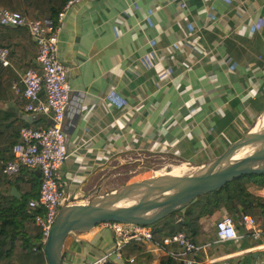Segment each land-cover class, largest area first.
Listing matches in <instances>:
<instances>
[{"label":"crops","instance_id":"1","mask_svg":"<svg viewBox=\"0 0 264 264\" xmlns=\"http://www.w3.org/2000/svg\"><path fill=\"white\" fill-rule=\"evenodd\" d=\"M59 57L72 87L64 125L71 156L59 178L71 196H102L117 189L102 193L134 155H171L200 165L256 125L264 112V0H83L66 12ZM20 61L18 54L12 58L14 85L24 71ZM18 112L27 124L24 109ZM36 121L51 123L43 115ZM250 189L264 196V189ZM226 215L222 209L202 217L200 234L214 236ZM240 220L238 239L202 244L200 264L264 262L261 219L259 237ZM114 241L105 224L71 233L63 263H89ZM139 243L151 256L148 263L133 255L134 262L124 256L118 264H170L162 262L169 255L179 260L175 245Z\"/></svg>","mask_w":264,"mask_h":264},{"label":"built area","instance_id":"2","mask_svg":"<svg viewBox=\"0 0 264 264\" xmlns=\"http://www.w3.org/2000/svg\"><path fill=\"white\" fill-rule=\"evenodd\" d=\"M81 1L83 0H68L59 12L57 22L52 19H31L21 12L0 8V24L11 28H26L36 48L34 64L38 69L35 67L25 69L20 74V81L14 85L15 91L26 100L24 111L29 116V122L20 130L21 141L14 145L13 158L5 165L4 173L12 177L22 169L40 168L39 196L30 201V207L40 209L36 222L43 232V245L47 242L62 207L73 205L79 199L77 194L71 196L68 193L64 182L59 178L62 165L71 156L64 125L72 102L70 69L59 57V34L66 12ZM0 61L6 66H12L8 48L0 47ZM37 115L50 118L51 123L41 127L29 125ZM240 223L251 229L253 236H260L258 223L250 214L244 213ZM102 224L112 230L115 239L114 246L86 264L124 262L123 250L128 243L154 240V230L150 228V225L125 224L116 221ZM216 227V239L219 242L240 237L231 215L219 219ZM162 244L179 247L181 254L177 255V258L184 264H200L198 254L203 246L188 237L184 231L166 236ZM129 261L132 263L135 259L130 258ZM210 264L218 263L214 261ZM221 264L231 263L225 261Z\"/></svg>","mask_w":264,"mask_h":264},{"label":"trees","instance_id":"3","mask_svg":"<svg viewBox=\"0 0 264 264\" xmlns=\"http://www.w3.org/2000/svg\"><path fill=\"white\" fill-rule=\"evenodd\" d=\"M67 1L0 0V8L21 12L31 19H52L57 22L59 12ZM29 41L30 35L26 28H11L0 24V47L8 48L11 58L18 54L24 70L31 67L38 69L29 60L33 50ZM15 80H18V74L14 67L6 66L0 61V103L14 101L16 104V108H0V264H47L42 242L43 232L36 222L40 209L30 207V201L39 196L41 177L30 169H22L12 177L4 173L5 165L13 158L14 145L21 141V128L28 125L19 117L18 111L24 109L26 100L15 91ZM29 125L41 127L49 124L36 121ZM250 186L264 189V174L236 178L222 188L198 197L183 210L171 214L175 219L167 226L158 227L156 223L153 229L154 241L162 244L166 236L179 231H184L200 245L213 241L217 238L216 225L215 235L207 237L200 234V220L202 217L213 216L222 209L234 221L241 219L244 213L255 219L260 218L264 234V196L253 193ZM13 187L21 193V198L10 194ZM123 253L125 258L136 255L137 259L144 258L147 263L151 259L139 241L128 243ZM166 259L170 264H184L182 260L170 255L164 257L162 262L165 263Z\"/></svg>","mask_w":264,"mask_h":264},{"label":"water","instance_id":"4","mask_svg":"<svg viewBox=\"0 0 264 264\" xmlns=\"http://www.w3.org/2000/svg\"><path fill=\"white\" fill-rule=\"evenodd\" d=\"M252 141L260 144L255 151L232 163L226 161V157L236 147ZM189 168L181 175L168 171L160 176L122 185L89 203L62 207L44 244L47 264H64L63 248L71 233L87 232L111 221L154 225L183 210L198 197L220 189L236 178L264 174V129L257 137L250 136L249 131L222 155ZM32 171L41 176L40 168ZM10 194L22 197L16 187L12 188ZM125 200L132 203L122 204Z\"/></svg>","mask_w":264,"mask_h":264},{"label":"rangeland","instance_id":"5","mask_svg":"<svg viewBox=\"0 0 264 264\" xmlns=\"http://www.w3.org/2000/svg\"><path fill=\"white\" fill-rule=\"evenodd\" d=\"M255 123L252 124V127ZM251 127V129H252ZM182 160L177 159L171 155H134L128 159V162L123 165V167H118L116 177H112V186L102 189V193L112 189L116 186L118 189L122 185L127 183H132L136 181H141L143 179L159 175L162 172L168 171L171 167L175 165H183L186 162L181 163ZM145 174V176H144ZM113 179H117L116 183H113ZM109 185V184H108ZM110 193V192H109ZM107 194V193H106ZM105 195V194H102ZM100 196V195H99ZM97 195L92 193L91 197H86L85 195L79 196V199L74 204H84L89 203L92 199L96 198ZM88 198V199H87ZM175 217L169 215L163 221L157 223L158 227L167 226L169 223L174 221ZM258 220V218H256ZM260 219V218H259ZM154 225H150V228L154 229Z\"/></svg>","mask_w":264,"mask_h":264},{"label":"bare ground","instance_id":"6","mask_svg":"<svg viewBox=\"0 0 264 264\" xmlns=\"http://www.w3.org/2000/svg\"><path fill=\"white\" fill-rule=\"evenodd\" d=\"M264 129V112L261 114V116L259 117L256 125L250 130V136L255 135V137H257L258 135L261 134V132ZM249 139V138H248ZM259 142L257 141H252V142H245L242 145H239L238 147H236L233 151H231V153L226 157V161L228 163H232L246 155L251 154L253 151H255V149L257 147H259ZM191 167L190 164L185 163L183 165H175L173 167H171V169H169L168 171H170L171 174H175V175H181L184 172H186L187 170H189ZM168 171L162 172L159 175H155L152 177H156V176H160ZM145 176V174H144ZM146 177V176H145ZM151 178V177H149ZM132 202H130L129 200H125L124 202H122V204H130Z\"/></svg>","mask_w":264,"mask_h":264}]
</instances>
